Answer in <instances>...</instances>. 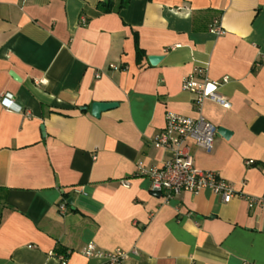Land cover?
<instances>
[{"label":"crops","instance_id":"1","mask_svg":"<svg viewBox=\"0 0 264 264\" xmlns=\"http://www.w3.org/2000/svg\"><path fill=\"white\" fill-rule=\"evenodd\" d=\"M104 1L0 0V98L30 113L0 101V264H105L82 254L91 243L120 264H264V207L247 200H264V0H115L109 14ZM190 75L227 80L231 108L198 107ZM98 102L119 105L95 118ZM169 112L231 132L188 146L241 197L169 201L138 177L170 158L153 145Z\"/></svg>","mask_w":264,"mask_h":264},{"label":"built area","instance_id":"2","mask_svg":"<svg viewBox=\"0 0 264 264\" xmlns=\"http://www.w3.org/2000/svg\"><path fill=\"white\" fill-rule=\"evenodd\" d=\"M213 33L217 36L224 34L219 21H215ZM114 68V67H112ZM97 78L100 75L96 76ZM224 80L223 83H226ZM223 83L210 80L205 76L202 82H198L194 75L185 78L183 89L195 96V103L201 107L203 102L210 100L218 103L225 109H230V102L220 93ZM1 105L7 111L24 113L21 106L15 102L11 94H4L0 98ZM218 128L208 121L204 116L189 118L179 116L174 113H167L166 125L154 138L153 145L156 149L168 152L170 158L161 166L145 167L143 163L137 165L138 177L146 178L150 181L151 192L160 194L165 200H171L183 193H198L202 190H210L220 196L225 204L230 203L234 198L241 197L233 186L225 181L218 173L204 171L197 168L194 158L190 153L188 143L194 142L198 148L210 152L214 146ZM251 165L252 162H247ZM124 185L128 186L125 182ZM250 207H264V200L247 198ZM61 214H66L67 205L59 206ZM82 254L86 258H104L105 264H120L129 258V255L122 250H116L103 254L98 251L93 243L85 246ZM61 264H67V256H58Z\"/></svg>","mask_w":264,"mask_h":264},{"label":"water","instance_id":"3","mask_svg":"<svg viewBox=\"0 0 264 264\" xmlns=\"http://www.w3.org/2000/svg\"><path fill=\"white\" fill-rule=\"evenodd\" d=\"M162 57H158V56H152L149 58L150 61V65L152 66H156L158 65L161 61H162ZM11 76L16 79L15 75L13 73H11ZM119 104L117 103H103V102H98V103H94L92 105V115L95 118H99L101 116L102 113L112 110L115 107H118ZM217 135L218 136H222L225 139H229L231 137V132L225 128H218L217 130ZM70 205H73V201L70 200L69 202Z\"/></svg>","mask_w":264,"mask_h":264},{"label":"trees","instance_id":"4","mask_svg":"<svg viewBox=\"0 0 264 264\" xmlns=\"http://www.w3.org/2000/svg\"><path fill=\"white\" fill-rule=\"evenodd\" d=\"M124 2H120L118 5L115 3V0H106L99 4V8L102 10L103 13L109 14L113 11H119L124 7ZM136 41V56H137V64H141L143 59L145 58V52L139 47L138 38L135 37ZM60 251V250H59Z\"/></svg>","mask_w":264,"mask_h":264}]
</instances>
